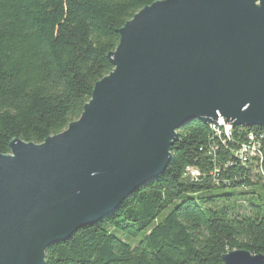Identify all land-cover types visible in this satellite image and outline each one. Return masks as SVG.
I'll use <instances>...</instances> for the list:
<instances>
[{
    "label": "water",
    "instance_id": "water-1",
    "mask_svg": "<svg viewBox=\"0 0 264 264\" xmlns=\"http://www.w3.org/2000/svg\"><path fill=\"white\" fill-rule=\"evenodd\" d=\"M109 59L79 120L0 154V264H46L50 246L114 214L165 172L188 123L264 127V0L158 1L125 24Z\"/></svg>",
    "mask_w": 264,
    "mask_h": 264
},
{
    "label": "trees",
    "instance_id": "trees-1",
    "mask_svg": "<svg viewBox=\"0 0 264 264\" xmlns=\"http://www.w3.org/2000/svg\"><path fill=\"white\" fill-rule=\"evenodd\" d=\"M158 1L0 0V154L79 120L114 70L120 30ZM216 133L200 120L178 130L165 172L102 222L50 246L45 263L223 264L234 251L264 255V127H233L230 140ZM251 141L260 155L241 160Z\"/></svg>",
    "mask_w": 264,
    "mask_h": 264
},
{
    "label": "built area",
    "instance_id": "built-area-1",
    "mask_svg": "<svg viewBox=\"0 0 264 264\" xmlns=\"http://www.w3.org/2000/svg\"><path fill=\"white\" fill-rule=\"evenodd\" d=\"M219 119H223V117H219ZM217 131V129H216ZM233 136V125L229 124V131H217V137L223 138V140H230ZM250 139L253 140V137L250 136ZM237 156L240 157L241 160H246L248 157L258 156L260 153L256 145L251 141V143L242 145L241 149L237 152ZM192 177H198L199 173L197 171H191Z\"/></svg>",
    "mask_w": 264,
    "mask_h": 264
},
{
    "label": "bare ground",
    "instance_id": "bare-ground-1",
    "mask_svg": "<svg viewBox=\"0 0 264 264\" xmlns=\"http://www.w3.org/2000/svg\"><path fill=\"white\" fill-rule=\"evenodd\" d=\"M210 126L216 131H219L218 129L223 128L224 131H229V124L225 123V120L223 119H217L216 121L212 122ZM217 134V133H216ZM221 140V139H220ZM223 140V139H222ZM220 146V145H219ZM235 152V151H234Z\"/></svg>",
    "mask_w": 264,
    "mask_h": 264
},
{
    "label": "rangeland",
    "instance_id": "rangeland-1",
    "mask_svg": "<svg viewBox=\"0 0 264 264\" xmlns=\"http://www.w3.org/2000/svg\"><path fill=\"white\" fill-rule=\"evenodd\" d=\"M234 127V126H233ZM228 193H231V191H227ZM217 194H220V193H216V194H214V195H217ZM242 200H246V199H242ZM239 205H248V203L247 202H245V201H241L240 203H238Z\"/></svg>",
    "mask_w": 264,
    "mask_h": 264
}]
</instances>
